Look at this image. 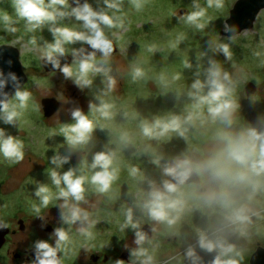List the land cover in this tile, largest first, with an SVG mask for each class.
<instances>
[{
    "label": "clouds",
    "instance_id": "9594fccd",
    "mask_svg": "<svg viewBox=\"0 0 264 264\" xmlns=\"http://www.w3.org/2000/svg\"><path fill=\"white\" fill-rule=\"evenodd\" d=\"M101 6L93 7L89 0H9V7L0 8V32L17 37L9 44L15 46L19 40L28 36L26 46L38 52L42 66H50L52 73H59L81 91H91L95 102L89 103L88 111L80 107L70 110V122L62 123L57 129L48 132L50 137L64 138L65 153L55 151L48 158L46 169L47 182L34 180L31 194L34 202L31 212L35 218L47 220L43 210L50 207L59 209L58 226L50 234L49 240H37L33 244L35 259L32 264H61V258L70 255L80 238L81 247H87L95 239L96 219L90 211L89 197L92 194L110 198L114 185L120 180L122 167L115 150L107 146L102 150L90 152V160L84 158L78 165L65 170L73 154H89L97 130H105L115 117L116 103L111 94L117 90L118 80L112 74L111 58L116 51L111 36L127 27L129 10L141 13L147 0H97ZM225 0H192L187 11L178 15V21L194 33L205 31L209 23L210 11H220ZM45 30L51 40L43 36ZM235 26L225 23L224 32L234 33ZM20 34V35H18ZM111 34V36H110ZM185 33H179L168 47L175 50L186 39ZM2 39V38H0ZM79 45V47H77ZM158 45L147 46L148 52H155ZM209 51L198 53L194 78L179 89L177 99L186 97L189 104L183 112L168 111L137 119V132L121 130L119 143L127 146L133 142L134 135L148 142H162L175 136L184 138L189 126L197 121L201 123L219 122L220 128L214 139L221 145L215 155L204 163H194L187 156H177L162 167L164 179L160 185L150 184V190L143 201H137L143 213L153 222L175 226L187 207L182 186L189 181L193 173H207L224 184L250 188L252 195L264 183V131L250 126L238 131H229L235 121V113L240 105L237 100L239 81L224 65L215 59L223 55L231 61L230 43L223 40H211ZM91 49V51H89ZM71 62H64L67 57ZM207 57V66L199 61ZM184 69H193V64L185 60ZM128 74L132 83L148 78V72L141 63L129 66ZM99 78L102 85L96 88ZM184 78L183 72H161L156 82L169 88ZM9 85L14 91L6 89ZM42 87V82L33 78L31 83L22 84L15 72L7 74L0 70V124L13 128H23L29 113L39 112L40 104L33 90ZM128 115L127 112L124 113ZM26 145L19 135H13L5 127H0V162L9 165L19 164L25 159ZM161 157L152 163L161 166ZM131 178L143 180V174L135 165L127 166ZM201 199L209 208L219 207L227 214V219L237 230L250 221L248 209L237 205L232 194L208 192ZM122 230L131 229L135 234V248L130 250L134 259L132 264H152L153 257L147 246L152 245L146 232L141 230L132 207H123ZM0 223V228H7ZM198 248L205 254H212L211 264H239V253L233 244L223 238H213L201 232ZM195 250L189 248L186 255L193 257ZM122 264V261H116Z\"/></svg>",
    "mask_w": 264,
    "mask_h": 264
},
{
    "label": "rangeland",
    "instance_id": "374dc122",
    "mask_svg": "<svg viewBox=\"0 0 264 264\" xmlns=\"http://www.w3.org/2000/svg\"><path fill=\"white\" fill-rule=\"evenodd\" d=\"M238 0H225V7L220 11H210L209 23L202 33H194L186 26L182 25L177 17L182 15V10H187L192 0H147L146 7L141 13L129 10L127 27L121 32L111 36L119 47V53L112 55V74L118 80L117 90L111 94V98L116 103L115 117L107 122L109 127L105 130H97L93 145L86 156L85 153L73 154L69 164L65 165V170L78 165L84 158L90 160V152L102 150L107 146L115 150L122 167L120 180L114 185L110 198L97 196L89 197L90 211L94 214L97 223L94 229L95 241L101 246L125 242L126 235L131 229L122 230L124 216L121 212L123 207H129L133 197L143 193L141 185L151 183L159 184L156 180L163 165L176 158L178 153H185L188 147L198 146L205 142V139H214L216 132L224 127L219 122L201 123L197 121L189 126L186 137L180 138L173 134L172 138L162 142H148L139 135H134L133 142L127 146L119 143L118 136L121 130L127 129L133 133L137 132V119L150 116L152 114H163L168 111L183 112L189 104L186 97L177 99L179 89L186 86L194 78L197 65V55L209 51L208 45L211 40H223L230 43L232 51L231 61H226L224 56H215L224 67L230 71L234 78L239 81L237 88V100L239 109L243 116L237 120L229 131H238L242 128L250 127L247 119L248 104H253L259 112V116L264 122V11H262L252 30H246L234 38L224 35L225 23L231 17V11ZM93 7H99L97 0H90ZM9 0H0V8L9 7ZM185 33L186 39L175 50L168 47L170 41H174L179 33ZM20 35V34H18ZM46 39L51 40V35L46 30L43 33ZM0 46L11 45L17 37L9 36L0 32ZM28 36L19 40L15 47L21 50V61L23 69L28 76V82L33 78L42 82V87L34 89L33 93L40 104V111L29 113L26 124L23 128H13L0 124L13 135H19L26 145L25 159L19 164L9 165L0 162V202L4 207L5 216L11 217L18 210L25 211L27 206L34 202L32 190L34 180L47 182L46 169L50 158L55 151L65 153L62 147L64 138L61 136L50 137L48 132L57 129L62 123L70 122V110L76 107L88 111L89 103L95 102L91 91L79 90L70 81L63 79L59 73H47L38 59V52L26 46ZM158 45L155 52H148L147 46ZM79 47V45H77ZM209 55L211 52L209 51ZM190 61L193 69H184L183 62ZM133 63H141L148 72V78L139 83H132L128 74L129 66ZM203 67L207 66V57H202L199 61ZM183 72L184 78L177 84L164 88L156 82V77L161 72ZM250 82L258 85V91L254 95L246 94V86ZM95 87L101 88L99 78ZM87 96L88 101L80 102L70 100L71 96L78 98L81 95ZM45 98H57L61 101L62 111L46 118L42 109V100ZM128 115L125 116L124 113ZM247 115V117H246ZM249 120V119H248ZM251 125V124H250ZM207 146V149L221 147L215 141ZM156 157H161V166L157 167L152 163ZM135 165L140 168L143 180L131 178L127 173V166ZM143 181H146L144 183ZM143 190V191H142ZM52 212L51 223L59 220V209L56 207L43 210ZM138 222L140 219H136ZM42 222L39 218L38 222ZM42 231H44L42 229ZM50 237H48V240ZM40 240L34 238L35 241ZM90 242H95V241ZM77 238V244H80ZM76 244V245H77Z\"/></svg>",
    "mask_w": 264,
    "mask_h": 264
},
{
    "label": "flooded vegetation",
    "instance_id": "af4514ba",
    "mask_svg": "<svg viewBox=\"0 0 264 264\" xmlns=\"http://www.w3.org/2000/svg\"><path fill=\"white\" fill-rule=\"evenodd\" d=\"M76 99L83 103L88 101L86 94L78 98L75 95L70 97V100L75 101ZM60 104L61 107L57 114L63 109L61 101ZM249 106H253V104H248L247 107ZM257 113L259 115L258 111ZM242 116L243 112L238 109L234 123ZM248 119V125L251 126ZM260 120L264 124L261 117ZM211 140L217 142L215 139H205V142L200 143L198 146L188 147L184 154L178 153L176 157L187 156L190 159V153L195 151L207 161L220 149V147L216 148L215 151L213 148L207 149V146L211 144L208 141ZM216 144L220 145L218 142ZM196 175L195 182L182 186L181 190L187 201V207L181 219L172 228L151 221L137 207L136 202L143 201L146 193L150 190V185H141L145 190H142L141 195L133 197L131 203H129V207L134 210L135 218L140 219L141 230L144 231L146 227H149L146 233L152 241V245H146V247H148L149 254L153 257L152 264H188L189 257L186 253L190 247L195 250L194 256L190 257L191 259L198 261L201 258L202 262L205 261L206 264H211L212 254L203 253L197 245L201 232L207 233L213 238L226 239L233 244L239 253V256L236 257L239 264H264V186L249 199L250 188L224 184L207 173H196ZM164 179H168V177L163 176L161 169L156 180L159 183L158 185ZM261 180L264 183V178H261ZM143 182L146 183V181ZM221 191L231 193L238 206L244 205L247 207L250 221L242 229L237 230V227L228 221L224 210L218 206L209 208L201 199L205 193H220ZM26 208L25 211L18 210L7 218L4 207L0 202V223H5L8 226L7 228H0V264H32L34 261L31 257V251L34 249L33 239L48 240L52 232H47L45 227L50 225L54 229L58 226L56 222L55 224L51 223L52 212L43 211V214L47 216V220L38 222L39 218L34 217L31 206L29 205ZM3 234H5V239L1 238ZM134 240L135 234L130 230L124 243H122V239L120 243L113 242L110 245H105L104 248H101L95 240V242H89L87 247H81L80 243L75 246L70 255L62 257L61 262L62 264H116V261H122V264H132L134 258L131 257L130 250L136 247Z\"/></svg>",
    "mask_w": 264,
    "mask_h": 264
},
{
    "label": "water",
    "instance_id": "95a60500",
    "mask_svg": "<svg viewBox=\"0 0 264 264\" xmlns=\"http://www.w3.org/2000/svg\"><path fill=\"white\" fill-rule=\"evenodd\" d=\"M264 10V0H238L235 4L233 10L231 11V17L228 20L227 24L230 26H235L234 33H225L224 35L228 38H234L246 30H252L255 26V22L259 16V14ZM187 10H182L181 14H183ZM114 47H116V51L113 55L119 53V47L115 40ZM91 51V49H89ZM71 57H67L64 62H71ZM44 70L47 73H52V69L50 66H43ZM0 70H3L6 74L8 72H15L17 76L20 78L22 84H27L28 76L24 72L23 63L21 61V50L13 45H1L0 46ZM58 73V72H57ZM9 92L14 91V89L9 85V88L6 89ZM258 91V85L255 82H250L246 86V94L248 96L256 94ZM61 104L57 98H45L42 100V109L44 112V116L46 118H52L57 114L60 110ZM247 112L249 115V123L251 126L258 127L259 130L264 131V124L261 122L260 117L253 106H249L247 108ZM235 118L237 116V112L234 114ZM190 159L192 161L198 163H204L205 160L202 156H200L197 152L193 151L190 153ZM197 178L196 173H193L192 177H190L189 181L186 184H190L195 182ZM215 181V180H214ZM149 227L144 229V232L147 231ZM47 232H53L54 229L48 225L45 227ZM2 239H5V234L2 235ZM31 257L33 260L35 259V251L34 249L31 251ZM195 261V262H194ZM188 264H206L205 261H201V258L196 261L195 259H191L190 257L187 260ZM62 264V262H61Z\"/></svg>",
    "mask_w": 264,
    "mask_h": 264
}]
</instances>
